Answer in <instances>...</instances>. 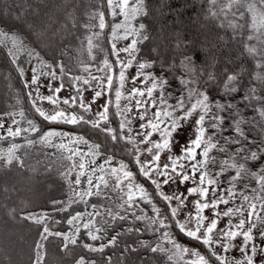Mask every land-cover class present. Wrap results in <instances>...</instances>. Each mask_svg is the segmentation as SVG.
Returning <instances> with one entry per match:
<instances>
[{"label":"snow or ice","instance_id":"snow-or-ice-1","mask_svg":"<svg viewBox=\"0 0 264 264\" xmlns=\"http://www.w3.org/2000/svg\"><path fill=\"white\" fill-rule=\"evenodd\" d=\"M101 3H106L108 14L113 21L110 25L108 43L111 55L114 57L112 61H109L105 56L101 62L104 68L108 69V73L103 77L90 73L89 78L71 76L70 70H66L62 63H57L54 67L34 48L29 49L24 38L16 32L10 34L7 31H0V46L7 48V55L16 66L21 78L25 74V68L18 63L21 56L26 54L28 59L25 63L36 61L31 69V80H25L24 86L34 88L35 98H32V92H29L28 96L31 99L32 109L43 121L51 124H90L93 128L100 129L110 136L113 141L122 139L126 144L132 145L128 149L129 155L133 156L135 163L139 166L140 174L154 186L155 195L165 203L167 213H162L161 209L156 207L152 194L144 185L134 182V173L128 170L126 164L120 162L119 167L112 166L113 157L110 156L97 164L96 158L103 155L100 144L89 143L84 137L65 131L55 129L43 131L33 119L26 116L24 110L18 113L0 114V128H5L4 115L11 116L12 124L15 125L14 128L8 126L5 129L8 136L15 138L24 133L37 134L38 140L27 139V146L39 143L56 148L61 153L60 159L68 162L61 173L68 184V197L65 201H53L54 210L68 212L73 205L85 206L83 211L73 209L69 213L66 218V223L70 226L67 232L50 230L47 223L50 219L49 213H28L22 217L42 226L39 239L34 246L33 264H43L45 255L43 241H46L49 236L60 237L62 250L65 252L70 249V246L79 245L88 252L103 254L106 248L116 246L119 236L118 233L105 242L107 226L130 218L135 221L146 220L152 230L159 233V242L154 247L141 243L149 247L153 253H164L170 264H210L211 258H214L217 264H261L264 261V164H260L255 171L250 170L247 165L249 161L259 162L264 159V139L260 141L254 138L249 139L242 127L245 120L235 116L232 128L236 135H222L226 117L221 113L232 111L235 105L230 101L220 103L210 99L206 91L193 86L198 83L197 81L181 79L183 88L172 98L171 92H165L168 81L164 77H156L151 73L145 74L144 69L151 68L152 62L137 61L136 54L138 44L148 40L149 37L145 34L143 23H134L139 17L147 14L144 0H101ZM209 3L214 6L217 0H209ZM209 12L212 16L218 15L211 8ZM220 13L227 20V26L234 32L236 30L243 32L246 29L248 40L255 39L259 44L264 45V0H227L220 8ZM229 13L237 19L228 20ZM89 19L98 21L95 25L91 23L84 25L85 29L91 33L85 37V40L88 54L94 60L93 50L99 47L96 42L100 40L104 29L109 25L105 22L104 11L99 9L90 13ZM237 20H245V23H238ZM93 28H98V31H92ZM120 41H128V43L118 46ZM9 44L11 47L8 46ZM245 51L256 59L257 68L264 69V47L258 48L256 45L245 44ZM122 53L126 54V57H122ZM134 61L137 64L136 75L131 78L134 86L125 94L123 89L127 79L126 70L133 66ZM181 63L187 72L195 71L191 57H186ZM84 71L88 72L89 66H85ZM41 77L48 78L47 84L41 83ZM65 77L68 78L67 81ZM57 79L61 82L59 86L53 87V81ZM208 79L211 81L215 77L209 73ZM237 79L235 74L227 75L224 83L226 94L238 91ZM255 79L264 84V73L258 72ZM137 80H140V84L144 87H136ZM149 80L151 84L147 86ZM66 83L72 88L74 94L61 97L59 94L65 89ZM41 88H45L50 94L45 95L41 92ZM88 88L94 90V96L92 101L86 103L83 93ZM157 89H159V95L153 96ZM105 94L110 99L102 106L103 110L96 113L98 119H86L85 113L91 111L92 103ZM113 95L115 115L121 118L119 134L116 129L107 126ZM122 98L128 101L124 105L120 103ZM170 98L173 99L171 103ZM243 99L248 102L257 101L260 106L255 107L254 110L261 119H264V89L258 92L257 88L252 86ZM43 102L53 105V108L50 111L45 110L40 106ZM61 105L79 111L69 112L61 108ZM133 107L136 109L138 119L142 121L139 125L142 131L137 132L136 135L142 137L140 144L148 145L144 151L151 154V160L141 161V149L130 134H125L126 129L128 133L131 132L129 127L131 120L128 114L132 112ZM150 110H154L151 111V116L148 115ZM17 115L20 120L16 119ZM193 117H195L194 138L181 146L179 155L170 154L167 162L161 163V154L164 151L172 152L173 134ZM101 122L104 123V127H101ZM22 123L27 127L21 126ZM153 133H158L160 139L151 140ZM57 140L58 143L55 142ZM80 144L86 145L87 151L81 149ZM233 145H239V147L233 148ZM20 147L21 145L13 144L6 156L0 157V160L8 165L15 160L23 166V161L15 154V150ZM214 150L224 153L226 158L218 161L216 156L211 155ZM198 156L199 159H197ZM217 164H219V170L213 172L209 165ZM228 170H232L234 174L227 181L228 187L224 188L221 187L220 177ZM73 176L74 179H72ZM245 180L247 183H244ZM188 181H191L194 186L187 188L186 193L168 194L163 191V187L170 183L183 185ZM237 185H242L239 191ZM193 195L199 197L192 202L194 212L190 211L183 220L179 219V211L187 206L188 197ZM93 197L97 198V202L89 204ZM237 198H240L241 203H235ZM230 203L233 204L232 207L220 209V205L227 206ZM141 204L151 205L153 214L147 215L141 208ZM56 205L61 207L57 208ZM206 209H212L211 217L203 214ZM225 217L228 218L226 225L219 228V221ZM173 225L181 234L205 246L210 255L206 257L199 250L179 243L168 231ZM126 231L140 232L141 229L133 226ZM257 233L262 243L256 242L255 234ZM81 234L86 237L83 241L78 239ZM237 238L242 240L238 246L241 259L227 255L231 249L237 247L233 243ZM166 244L170 247H165ZM125 250L134 251L135 249L127 246ZM189 254L193 259H185ZM75 264H97V261L81 255L75 259ZM105 264H111V257L105 259Z\"/></svg>","mask_w":264,"mask_h":264},{"label":"trees","instance_id":"trees-1","mask_svg":"<svg viewBox=\"0 0 264 264\" xmlns=\"http://www.w3.org/2000/svg\"><path fill=\"white\" fill-rule=\"evenodd\" d=\"M14 3L21 5L23 0H12ZM30 5H33V0H26ZM44 1V0H43ZM145 9L147 14L139 17L136 20V24L143 23L145 25V34L149 37L148 40L138 44V52L136 58L138 61L152 62L151 70L160 72L164 75V78L168 81L166 85L167 91L172 93L174 98L182 90L181 79H183L184 68L182 63L180 64V58L184 55H190L191 58L198 65L199 70L196 74V80L198 85H203L206 92L211 98H215V101L222 99L224 89V83L227 75L234 73L237 75L236 87L238 91L229 93L230 97H233L237 106L244 114L245 124L242 125L245 134L249 139H256L260 141L264 139V119H261L258 113L254 110L255 107H259L257 101L251 102L243 99L245 93L250 87L255 86L257 91L260 92L264 89V84L256 80V74L264 73V69L256 67V59L247 54L245 51V44H248V31L245 29L243 32L240 30L233 31L232 28L227 26V20L224 15L220 13V10L211 5L209 0H144ZM37 5H35L36 7ZM160 9L161 16L157 15L155 8ZM212 11L218 13L216 16H210V25L212 26L209 31L197 30L195 25H204L199 15L202 12ZM97 9L104 11L105 22L109 27L104 29V32L97 43L98 48L93 50V60L87 51V45L85 37L89 35V31L85 29V24H97L98 21L90 20L89 14ZM74 4L71 5L72 20L75 19V26L71 28L69 36L56 46H43L39 42L35 33L29 28L19 25V23L7 18L0 11V26L7 32H16L20 34L29 48H34L40 56L51 63L54 67L57 63H62L66 70H70L69 74L75 76L84 63H90L93 66H97L102 58L105 56H112L110 52V44L108 43V37L110 34V25L113 23L111 17L108 14L106 3L102 4L101 0H92L85 5L83 10H75ZM243 11V9H241ZM82 12V13H81ZM229 17V16H228ZM227 17V19H228ZM119 19V18H118ZM229 20V19H228ZM238 23H245V20H237ZM63 23H65L63 21ZM67 26V24L65 25ZM205 27L203 26V29ZM97 29V28H94ZM157 29L161 30L158 34L162 39L175 42L180 40H189L192 36L196 37L195 43L183 44L178 42L177 48H172L168 45L167 49L158 50L155 44V37ZM206 29V28H205ZM34 33V34H33ZM179 36V38H176ZM82 41L84 43H82ZM167 43V42H166ZM81 46L80 52L75 50L77 45ZM264 47V45H262ZM61 49L67 50V52L61 51ZM103 49V51L101 50ZM238 57L236 61L225 62V58ZM26 55L21 56L18 63L21 66H25ZM0 69L3 79L7 80L10 87V93L5 97H0V113L14 112L24 110L28 118L33 119L38 126L45 131L49 126L61 127L70 130L76 134L81 135L87 141H95L101 145V150L105 151L113 156L123 158L128 167L136 174L141 180L142 184L152 194L153 201L159 205L164 214L167 213L165 203L155 195L154 186L150 184L147 178L143 177L139 172V167L135 163L133 156L129 155L126 151V142L113 141L110 136L102 132L100 129L93 128L90 124H51L43 121L32 109L31 99L28 96V89L24 86V77L21 78L15 65L12 64L11 59L7 55V48L0 46ZM59 73V69H57ZM211 73L215 79L209 80L208 74ZM253 75V76H252ZM67 81V77L64 78ZM67 85V83H66ZM113 117V115H110ZM254 121L249 124L248 122ZM24 124V123H23ZM26 124L23 125L25 127ZM228 136L232 133L229 128H225ZM0 139V157L6 156L8 149L13 145H21V147L15 150V154L20 160L23 161V166L17 161H13L8 165L0 160V176L10 177L15 173H28L29 162L35 163L37 168L41 171L43 182L50 186V189L42 196H38L35 200L30 201L28 204L21 205L15 203L13 200H9L10 197L0 198V207L7 209L11 212L12 216L25 227L26 234L29 237V244L25 258L28 264H33L34 246L35 242L39 239V233L42 230V226L36 225L33 221L23 219L28 213L32 212H46L49 213L50 219L47 221L48 226L53 232H65L69 229V225L66 223V218L69 213L74 210L80 209L82 205H73L72 209L68 212H57L54 210L53 201H65L68 197V184L63 178L61 173L65 170L67 161L60 159V151L56 148L41 145L39 143L27 146L26 140L33 139L38 140V135L34 133H24L20 137H10L8 135L1 136ZM84 145V144H83ZM86 146V145H85ZM218 157L223 156V153H217ZM260 164H264V160L259 162L249 161L248 167H257ZM93 203L97 202V198L92 200ZM146 205V214L151 216V205ZM55 207H61L56 205ZM139 211V210H138ZM138 227L140 232H128L126 229L129 227ZM172 232L179 238L186 240L194 245L199 246L205 253L210 255L207 248L197 241L181 234L179 230L173 225L170 227ZM119 233L117 244L114 247L106 248L104 253L88 252L79 245L70 246V249L65 252L62 250V239L56 236H49L44 243V261L43 264H50V260L54 256H62L63 264H75V259L79 256H86L88 259L96 260L97 264H105V259L111 257V264H170L167 260V256L164 253H153L149 247H145L144 244L155 246L158 243L159 233L154 232L148 222L135 221L131 218L126 221H117L107 226L106 233L104 235L105 242L112 236ZM83 241L86 237L81 234L78 238ZM89 243H98L88 241ZM127 246H132L135 250H125ZM62 259V258H61ZM65 260V262H64Z\"/></svg>","mask_w":264,"mask_h":264},{"label":"rangeland","instance_id":"rangeland-1","mask_svg":"<svg viewBox=\"0 0 264 264\" xmlns=\"http://www.w3.org/2000/svg\"><path fill=\"white\" fill-rule=\"evenodd\" d=\"M90 1H92V0H44V1L43 0H33L32 1L33 5L32 4L30 5L29 3H27L28 1L23 0V3H21V5H18L17 3H14V1H12V0H0V11L7 18L11 19L12 21L19 23V25H21L23 27L29 28L32 32H34L35 34L34 33L33 34L36 35L39 42H41V44L43 46L50 47V46H56V45L62 43V41L65 40L69 36V34L72 30L71 28H73L75 26L74 21L76 18H74V20H72L71 5L74 4L75 10H78V8L80 10H83L85 5H87V3H89ZM226 2H227V0H217L215 7H217V9L220 10V8L223 7V5ZM35 5H37V6L35 7ZM155 11L158 13L157 15H159V16L162 15L160 13V9L158 7L155 8ZM233 11H235V8H233ZM210 16L211 15H210L209 11H205V12L201 11V14L199 15V17H201L200 20H202L204 25H195L194 28L197 30L202 29V30L209 31V29L212 27L210 25V22H209ZM228 16H229L228 17L229 20L237 19V18L232 17L231 13H229ZM63 21L65 23H63ZM134 23H136V21ZM66 24H67V26H65ZM203 26L206 29L205 28L203 29ZM0 31H5V30L2 29L0 26ZM92 31H98V28L97 29L93 28ZM110 31H111V29H110ZM157 33L160 34L161 30L157 29L156 37H155V44L154 45L156 46V48L158 50L167 49L168 45H171L172 48L175 49L178 46V42L183 43V44H187V43H195V41H196V37L192 36L189 40L178 39V41L176 40L175 42H171L170 40L168 41L165 38L162 39V37L159 36ZM90 34L91 33L89 32V35ZM176 38H179V36H177ZM126 43H128V41H120L118 46H123ZM248 44L249 45H256L258 48L262 47V45L259 44L258 41L255 39L248 40ZM8 46L11 47L10 44ZM57 47H59V45ZM75 48H76L75 50H77V52L78 51L80 52L81 46L79 44ZM29 49H32V48H29ZM61 51L67 52V50H65V49H61ZM121 55H122V57H126V54L122 53ZM186 57H191V56L190 55H184L183 57H181L180 58V64H181V61H184ZM107 58L109 59V61H112L114 59V57H112V56H109ZM27 59L28 58L26 56V60ZM103 59L104 58H102L100 60L99 65H97L96 67L90 63H84L82 65L81 70L77 74H75V76H83L85 78H89V73L91 75H94L97 77L105 76L108 73V69L104 68V65L101 63L103 61ZM237 59H239V58L236 56V57H231V58H225L224 61L225 62H232V61H236ZM35 64H36L35 60H32L31 63H25V66H24V68H25L24 79L25 80H27V81L31 80V75H32L31 69ZM193 64L195 67L194 72H187L185 70V67L183 66V68H184L183 79L197 81L196 80V74H197V71L199 70V67L195 63L194 60H193ZM85 66H89L88 72L84 71ZM0 71L2 72L1 69H0ZM44 71H47V69H44ZM1 72H0V97H5V95H8L10 93L9 91H11V90H10V87L7 83V80L3 79ZM136 72H137V64L134 61L133 66L126 70V78L127 79H126L125 87L123 89L125 94L128 90H130L134 86L132 84L131 78L136 75ZM144 72H145V74L151 73L152 75H154L156 77H161V76L164 77V75L162 73L153 71L149 68L144 69ZM232 74H234V73H232ZM253 77H255V76H253ZM140 79L142 80L143 76ZM47 82H48V78L41 77V83L47 84ZM60 82L61 81L59 79H57L56 81H53V87L59 86ZM150 84H151V81L149 80L147 82V86H150ZM135 86L136 87H144L143 85L140 84V80L136 81ZM193 86L198 87L203 91H206L205 87L203 85H198V83H196ZM181 88H183V85ZM27 89L29 92L33 93L32 98H35L34 88L29 87ZM96 90H98V89H96ZM41 92L44 93L45 95L50 94L45 88H41ZM165 92L166 93L168 92L166 86H165ZM73 94L74 93H73L72 88L69 87L68 85H66L65 89L59 95L61 97H68V96L73 95ZM158 95H159V89H157L153 93V96H158ZM229 95L230 94L229 93L226 94V90H224L223 94H222V99L219 100L220 103H225L227 101H230L232 104L235 105V108L232 111H225V112L221 113V115H224L226 117L225 123L223 125L224 132L222 133V135L228 136V134L225 131V128H229V130L232 133L231 136H235L236 134L232 128L233 117L234 116L236 118L242 117L244 119V117H243L244 114L242 113L241 109L237 106L238 104H236L235 101L233 100V97H230ZM83 96H84V100L86 103L92 101V98L94 96V90L91 88H88L86 91H84ZM109 99H110V97L107 94L102 95L99 98H96L95 102L92 103V105H91V111L85 113V118L88 120L98 119V117L96 116V113L103 110L102 106H104ZM111 99L113 100V104L109 106L107 126L112 127L113 129H116L117 133L119 134V122H120L121 118L115 115L116 108L114 105V95L111 97ZM210 99L214 100L215 98L213 99L210 97ZM127 102L128 101L124 98H122L120 101L121 105H124ZM169 102L170 103L173 102V99L170 98ZM38 103H40V102H38ZM40 106H42L47 111H50L53 108V105H51L47 102H43ZM60 107L65 108L69 112L79 111L78 109L69 108L68 106H65V105H61ZM151 111H154V110L149 111V113H148L149 116H151ZM18 112L19 111L6 112V113H18ZM0 114H3V113H0ZM111 114L113 115V117L110 116ZM128 115H129V118L131 120V124L129 125L131 132L128 133V130L126 129L125 134H130L134 138V140L136 141L139 148L141 149V154H140L141 161L151 160V158H152L151 154L144 151V149H146L148 147V145L147 144H140L139 141L142 139V137H139L136 135L137 132L142 131V129H140V127H139V125L142 123V121H140L138 119L136 109L133 107L132 112L129 113ZM16 119L20 120V117L17 115ZM194 119H195V117H193L192 120H190L188 123H184L183 126L180 127L178 129V131L173 134L174 142L171 145L172 152L169 153L168 151H164L161 154V163L167 162V157L170 154L179 155L180 150H181V146L186 144L189 139L194 138V136H195ZM3 121L5 124V128H0V137L7 135L5 129L8 126H12L13 128L15 127V125L12 124V117L11 116L4 115ZM23 125L24 124L22 123L21 126H23ZM104 126H105L104 123L101 122V127H104ZM25 127H27V125ZM49 129L65 131V132L72 133L74 135L81 136L79 134H76L70 130H67V129H64L61 127L49 126L45 131H47ZM150 139L154 140V141L159 140L160 139L159 134L153 133V135L150 137ZM117 141L125 142L122 139H118ZM55 142L58 143L59 141L57 140ZM221 142H223V141H221ZM89 143H96V142L90 140ZM79 147L81 149L87 151V146L80 144ZM131 147H132L131 144L126 146V151L128 153H129L128 149ZM232 147L233 148L239 147V145H233ZM102 153H103V155L98 156L96 158L97 164L102 163L103 160L109 156L113 157L112 166L119 167L120 162H123L124 164H126V162L123 158L113 156V155H111L105 151H102ZM217 153H219V152H217ZM220 154H222V153H219V156H221ZM211 155L216 156L218 161L226 158L224 153H223V156L218 157L215 150L211 153ZM197 159H199V156L197 157ZM27 165L29 166L28 173H19L18 172V173H15V175L10 176V177H4L3 175L0 176V198L8 199L7 197H10L9 200H13L15 203L25 205L26 203L28 204L30 201L35 200L38 196H42L45 192H47L50 189V186L48 184H45V182H43L44 178L39 176L41 174V172H40L41 170L39 168H37L36 164L35 163L33 164V162H29ZM127 167H128V165H127ZM209 167L212 169L213 172H216L219 170V164L214 165V166L209 165ZM258 167L259 166L249 168V169L255 171V170H258ZM128 170L132 171L129 167H128ZM233 174H234V172L232 170L225 171V173L220 177V180L222 181L221 187H224V188L228 187L227 181L231 177V175H233ZM72 179H74V176L72 177ZM134 182L142 184L141 180L136 176L135 173H134ZM244 183H247V180H245ZM193 186L194 185L192 184L191 181H188L183 185H180L178 183L177 184H171L170 183L169 185H166L163 187V191L168 193V194H171L173 192L186 193L187 188L193 187ZM253 186H255L254 183H253ZM241 187H242V185H237V190L239 191L241 189ZM93 199H95V197H93L89 201V204L93 203V201H92ZM196 199H199V197L196 195L188 197L187 206L185 208H182L178 213L179 219L183 220L185 215L188 212H190V211L194 212L192 202ZM235 203L236 204L241 203L240 198H237ZM155 205H156V207H159V205H157V204H155ZM232 206H233V204H231V203L227 206L220 205V209L223 210L226 207H232ZM84 208H85V206L82 205V207L80 209H77L76 211H83ZM141 208H143L146 212V205L145 204H141ZM39 211L41 212V210H39ZM40 212L35 211L32 213H40ZM161 212H162V210H161ZM203 214L205 216L211 217L212 216V209H206ZM246 215L247 214L245 213V216ZM227 219L228 218H226V217L222 218L219 221L218 227L223 228L227 223ZM234 222H236V220H234ZM67 231H65V232H67ZM168 231H170L172 233V235L174 236V238L179 243H181L182 245L188 246L191 249H197L200 251L201 254L205 255L206 257L209 256L199 246L194 245V244L176 236L170 228L168 229ZM255 235L257 236L256 242L262 243L258 238V233ZM158 242H159V240H158ZM233 243L237 247L231 249L227 253V255L229 257H233L235 259H241V252L239 251V247H238L242 243L241 238H237L235 241H233ZM28 244H29V237L26 234L25 227L23 225H21L12 216L11 212H9L7 209H5L3 207H0V264H28L27 260L25 258ZM165 247H170V245L166 244ZM217 251L219 252L220 249L218 248ZM185 259H193V257L189 254L188 256L185 257ZM62 260H63L62 256L56 255L53 257L52 260H50V264H63ZM64 262H65V260H64ZM64 264H67V263H64ZM210 264H217V262L215 261L214 258H211ZM261 264H264V261H262Z\"/></svg>","mask_w":264,"mask_h":264}]
</instances>
